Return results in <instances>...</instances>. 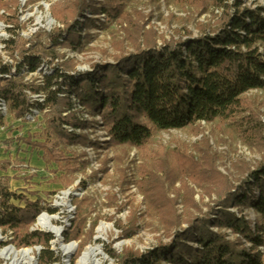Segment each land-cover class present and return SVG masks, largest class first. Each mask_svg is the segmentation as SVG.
I'll return each instance as SVG.
<instances>
[{"label":"rangeland","instance_id":"obj_1","mask_svg":"<svg viewBox=\"0 0 264 264\" xmlns=\"http://www.w3.org/2000/svg\"><path fill=\"white\" fill-rule=\"evenodd\" d=\"M0 1L8 4L4 8L0 5V61L16 69L17 79L36 89L44 75L54 70L71 74L77 82L96 66L117 64L150 46L161 50L204 36L214 37L225 17L215 0H134L123 7L122 18L113 22L93 11L101 9L104 0H83L86 8L76 19L71 10L75 5L68 6L77 4L76 0ZM238 1L243 9L264 8L263 0ZM54 15L63 21L75 19L80 23L81 43L74 50L48 47L47 35L65 29ZM52 21L54 25L50 26ZM9 41L25 42L26 49L34 46L37 49L33 53L44 54L37 75L26 74L27 67L21 66L20 50L7 51L5 43ZM26 94L31 103L36 99V94ZM60 101L62 118L68 121L74 118L79 123L77 127L63 125V131L73 141L60 140L58 147L65 160L63 167L69 171H59L45 160L51 110L25 120L8 107L0 124V184L12 194L42 203L45 212L31 232L54 238L50 250L60 259L59 264H73L77 256L75 264H81L83 254L93 248L100 256L96 264H124L130 258L139 259L169 246L177 234L187 230L188 223L206 219L212 210H218L221 197L211 189L210 183L214 175H218V180L224 178L234 189L247 181L251 173L264 167V92H251L244 97L251 111L243 116L253 114L263 127L255 136L243 138L235 126L218 122L184 131L156 132L145 157L135 148L113 147L103 118L90 113L73 92L61 96ZM180 155L191 157L199 164L205 156L209 157L216 174L207 175L204 171L199 183H195L179 170L176 159ZM144 189L155 197L154 203L146 198ZM65 194L70 197L60 208L59 200ZM229 213L248 221L253 231L260 225V219L249 208L243 211L232 208ZM45 214L56 220L62 235L74 220L81 223L84 248L80 251L79 244L73 243L75 250L67 255L62 235L55 237L38 227L39 219ZM101 228L105 231L99 235ZM212 230L244 250L253 248L230 230ZM91 234L93 240L89 239ZM7 237L6 242L0 243V251L7 247ZM121 243L125 246L118 249ZM27 250L34 252L32 264H39L36 250ZM258 252L264 258V248ZM109 254L115 259H110ZM0 264L10 263L0 259Z\"/></svg>","mask_w":264,"mask_h":264},{"label":"trees","instance_id":"obj_2","mask_svg":"<svg viewBox=\"0 0 264 264\" xmlns=\"http://www.w3.org/2000/svg\"><path fill=\"white\" fill-rule=\"evenodd\" d=\"M104 1L101 9L94 8L93 11L102 13L113 22L122 18L123 7L134 0ZM76 3L68 5L71 8L75 5L71 9L74 18L86 8L83 0H76ZM0 5L3 8L8 6L3 1ZM215 5L224 10L225 17L214 37L204 36L161 50L150 46L145 51L124 57L117 64L96 66L91 73L81 75L77 82L71 74L58 69L45 74L42 85L36 89L17 78L6 80L4 76L13 69L0 61V100L19 118L34 109L52 111L44 147L45 160L57 166L59 171H69L63 167L65 160L58 151L60 140L73 141L63 131V125L79 126L74 118L72 121L62 118L64 111L60 97L72 92L90 113L103 118L113 147L135 148L144 157L156 132L184 131L218 122L235 126L243 138L255 136L263 127L253 114L243 116L251 111L244 97L251 92H264V8L243 9L238 0H215ZM54 17L64 24L65 29L47 35L48 47L74 50L81 43L80 23L76 18L63 21L59 15ZM5 46L11 53L20 50L21 66L27 67L29 74L40 71L44 54L33 53L37 48L26 49L25 42L15 41H9ZM27 92L43 95L44 105L32 104ZM176 161L179 170L197 184L204 175L202 172L216 174L207 156L202 164L185 155H180ZM214 176L210 182L213 188H210L220 194L218 210H212L206 219L188 223L187 230L177 234L169 246L160 247L139 259L130 258L124 264H264V258L258 252L264 248V167L251 173L247 181L234 189L224 178L218 180V175ZM146 184L150 185L149 181ZM144 192L147 199L153 203L156 201L150 191L144 189ZM232 208L253 210L260 225L253 231L248 221L229 213ZM44 212L40 201L30 202L0 184V229L13 234L10 245L17 250L41 248L39 264H59L60 259L50 250L54 238L31 232ZM82 228L81 223L74 220L71 228L62 235L65 244L78 243L81 251L84 248ZM212 229L230 230L235 236L247 240L253 248L244 250L238 243L227 242ZM89 239L93 240L92 234ZM108 257L115 259L112 254ZM77 258L79 256L73 264Z\"/></svg>","mask_w":264,"mask_h":264},{"label":"bare ground","instance_id":"obj_3","mask_svg":"<svg viewBox=\"0 0 264 264\" xmlns=\"http://www.w3.org/2000/svg\"><path fill=\"white\" fill-rule=\"evenodd\" d=\"M50 26L54 25V22L52 21ZM2 39V36L0 35V41ZM70 197L69 194L63 195V197L59 200L60 201V208H62L64 202L68 200ZM55 219L53 217H48L46 214L43 215L39 221H38V227L49 234H52L55 237H60L62 235V230L55 225ZM105 229L101 228L98 232L99 235L101 233H104ZM125 246L124 243H121L118 245V249H122ZM75 250V246L71 245L65 249V252L67 255H71ZM98 252L93 249H88L81 259V264H96V260L99 258ZM6 259L10 262V264H32L33 262V252L32 251H25L22 253H17L13 251L12 249H9L6 254Z\"/></svg>","mask_w":264,"mask_h":264},{"label":"built area","instance_id":"obj_4","mask_svg":"<svg viewBox=\"0 0 264 264\" xmlns=\"http://www.w3.org/2000/svg\"><path fill=\"white\" fill-rule=\"evenodd\" d=\"M25 70H26V72H27L26 74H29L28 69L25 68ZM39 72H40V71H39ZM39 72H38V73H39ZM15 73H16V69H13V70L11 71V73L8 74V75H6V76H4V78H5L6 80H12L13 78H16ZM38 73H37V74H38ZM37 74H32V75H37ZM39 83H40L39 86H41V85H42V80H40ZM33 101H34V102H33ZM33 101H32V104L44 105V103H45V97H44L43 95H37V96H36V99H33ZM7 108H8V105H7L4 101L0 100V124L2 123V121H3V120L5 119V117H6V115H5L4 113L7 112ZM41 113H44V112H40V111H38L37 109H34V110H31V112L27 113V114L24 116L23 119H25V120H30V119H32V118H35L36 115H40ZM204 125H205V124H204ZM7 236H9V237H7ZM6 237L8 238V241H7V243H6V244H7V247L3 248V249L0 251V259H1L2 261H4V262H9L8 259H6V254H7V251H8L9 249H12L13 251H15V252H17V253H22V252H25V251H32V250H27V249L18 251L14 246L10 245V243H11V241H12L13 234H12L11 232L4 233V232L0 229V243H2V242H6V240H5ZM62 241H63L64 245L66 246V248L72 245V244H71V245H66L65 242H64V239H62ZM34 250H36L37 257H38V260H39V257H40V255H39V251H41L42 249H41V248H35ZM33 253H34V252H33ZM40 253H41V252H40ZM9 263H10V262H9Z\"/></svg>","mask_w":264,"mask_h":264}]
</instances>
